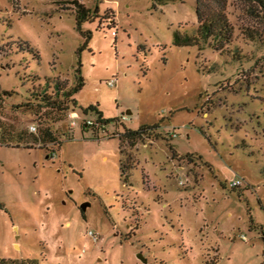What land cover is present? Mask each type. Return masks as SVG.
<instances>
[{
    "label": "rangeland",
    "instance_id": "374dc122",
    "mask_svg": "<svg viewBox=\"0 0 264 264\" xmlns=\"http://www.w3.org/2000/svg\"><path fill=\"white\" fill-rule=\"evenodd\" d=\"M80 1L99 17L79 54L71 7L0 0V133L32 126L18 106L53 96L57 80L74 87L80 60L73 110L96 119L83 111L94 105L109 120L95 137L44 113L54 144L0 137V264H264V20L230 0L234 39L220 55L174 43L198 26L195 0ZM144 125L158 128L120 148L125 127Z\"/></svg>",
    "mask_w": 264,
    "mask_h": 264
},
{
    "label": "trees",
    "instance_id": "16d2710c",
    "mask_svg": "<svg viewBox=\"0 0 264 264\" xmlns=\"http://www.w3.org/2000/svg\"><path fill=\"white\" fill-rule=\"evenodd\" d=\"M55 4L63 5L66 10H72L75 13L76 18V28L85 38L84 45L79 49V54L87 48L89 41L92 39L93 33L91 31H83V25L86 23L95 22L99 17V8L92 9L87 7L80 0H50ZM176 0H154L155 6L166 5L168 3L175 2ZM247 10L252 15L264 20V0H240ZM196 14L198 26L194 30V34L182 33L176 31L174 33V43L177 47H198L202 49L203 45L211 47L213 50L218 52L220 55H225L226 50H229L231 43L234 39V27L230 22L227 10L230 4V0H195ZM244 35L248 39L255 40L258 36L257 32H250L244 30ZM25 46L21 47L22 51H27L35 56V58L40 61V52L31 46L28 42L24 43ZM239 55L237 54L236 57ZM77 81L74 87L68 89L67 84H62L58 80L54 83V95L49 96L47 92L40 95V104H30V101L24 105L18 106V110H22L25 113L31 115L32 121L36 125L37 131L32 132L30 127H20L17 128L14 125L9 127H2L0 137L3 138L5 143L9 146H26L33 148L35 146H40L41 144H54L58 141L55 131L51 128V123H43L44 113L48 117H53L57 121L64 122V118L68 117L69 111L77 107L78 102L75 99V95L81 92L85 87V79L82 75V64L79 61V67L76 70ZM48 80V79H47ZM45 85L48 87L49 82ZM8 93V92H6ZM39 97V95H38ZM27 108L28 110H26ZM46 111L44 112V110ZM85 115L90 112L95 113V120L99 125H107L109 120L104 118L103 112H101L97 106L90 105L83 109ZM40 119V120H38ZM117 126H124L126 121L116 119ZM4 126L3 123H0ZM84 127V126H82ZM85 128V127H84ZM158 126H147L144 125L138 130H132L125 127L124 133L120 134V148H122L126 143L131 147H134L138 141L142 140L144 137H148ZM94 136L98 137V129H92ZM65 136V135H64ZM121 165V178L126 186H131L130 177L131 172L135 168L132 158L127 156L126 159L120 162ZM2 205L0 204V208ZM2 209V208H1ZM5 264V262H1Z\"/></svg>",
    "mask_w": 264,
    "mask_h": 264
},
{
    "label": "built area",
    "instance_id": "2783aa9c",
    "mask_svg": "<svg viewBox=\"0 0 264 264\" xmlns=\"http://www.w3.org/2000/svg\"><path fill=\"white\" fill-rule=\"evenodd\" d=\"M109 85L111 87H114L116 85V82L114 80H111L109 81ZM68 120H69V125L72 129H75L77 127H82L84 126L85 128H92V129H98L99 132L101 131V129H105V126L104 124L102 125H99L97 123V121L93 118H90V117H79L75 112L74 110H71L69 113H68ZM122 121H127L128 120V117L126 115H123L121 117ZM31 131L32 132H36L37 131V128L36 126L32 125L30 127ZM176 136V135H175ZM232 186L233 187H236L237 186V183L236 182H233L232 183ZM242 239L244 241H248L247 238L245 236L242 237Z\"/></svg>",
    "mask_w": 264,
    "mask_h": 264
},
{
    "label": "water",
    "instance_id": "95a60500",
    "mask_svg": "<svg viewBox=\"0 0 264 264\" xmlns=\"http://www.w3.org/2000/svg\"><path fill=\"white\" fill-rule=\"evenodd\" d=\"M127 114L129 115V114H131V113L128 112ZM89 205H90L89 203H85V204H83L82 207H81L82 210L86 211V209L88 208ZM139 258H140V260H142V262H144V263H147V262H148L147 259L143 256V254H139Z\"/></svg>",
    "mask_w": 264,
    "mask_h": 264
},
{
    "label": "crops",
    "instance_id": "0c3cea01",
    "mask_svg": "<svg viewBox=\"0 0 264 264\" xmlns=\"http://www.w3.org/2000/svg\"><path fill=\"white\" fill-rule=\"evenodd\" d=\"M21 147V146H20ZM24 147H26V146H24ZM35 147H37V146H35ZM28 148V147H27Z\"/></svg>",
    "mask_w": 264,
    "mask_h": 264
},
{
    "label": "flooded vegetation",
    "instance_id": "af4514ba",
    "mask_svg": "<svg viewBox=\"0 0 264 264\" xmlns=\"http://www.w3.org/2000/svg\"><path fill=\"white\" fill-rule=\"evenodd\" d=\"M1 204V203H0ZM2 205V204H1ZM2 207H3V205H2Z\"/></svg>",
    "mask_w": 264,
    "mask_h": 264
}]
</instances>
